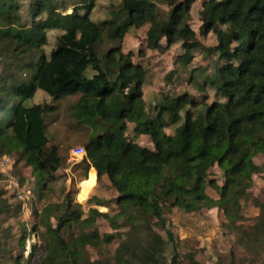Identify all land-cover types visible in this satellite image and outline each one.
<instances>
[{
	"label": "trees",
	"instance_id": "obj_1",
	"mask_svg": "<svg viewBox=\"0 0 264 264\" xmlns=\"http://www.w3.org/2000/svg\"><path fill=\"white\" fill-rule=\"evenodd\" d=\"M96 1L80 0L64 14L61 10L68 6L58 0H0V154L15 155L14 167L23 162L31 169L34 193L44 200L65 159L57 145L48 146L45 119L54 105L26 102L38 90L54 101L78 96L73 108L94 132L83 146L86 158L75 168L83 178L90 168L97 181L107 176L118 194L112 215L97 209H110V201L94 197L87 203L96 207L84 216L81 204L66 190L62 201L34 209L33 231L44 248L40 264H209L194 249L185 262L176 254L167 259V242L175 246L174 235L167 231L166 241L155 230L165 231L164 208L187 214L217 208L225 218L221 228L233 236L234 244L218 251L213 264H264V201L256 202L259 215L251 225L244 224L243 213L252 198L253 176L264 174V0H232L229 17L222 13L229 0L208 1L205 31L214 34L216 43L206 53L215 57L217 67L212 75L198 69L204 75L197 88L208 87L226 100L185 109L171 135L164 129L181 120L178 112L186 106V96L164 95L147 108L141 97L145 74L134 69L132 53L125 55L121 45L125 34L144 27L149 36L161 33L168 46L181 42L184 53L176 63L187 68L193 46L185 40L195 32L185 8L192 0H120L100 22L90 17ZM231 22L239 29L220 28ZM52 30L61 33L45 53ZM108 43L113 45L99 52ZM22 74L26 79H20ZM196 106L193 102L192 108ZM143 134L153 149L136 143ZM259 155L261 164L255 163ZM214 166L224 180L220 186L208 179ZM207 186L217 199L207 195ZM19 207L4 204V216L15 217ZM101 221L112 232L100 234ZM2 234L0 253L8 257L0 256V264L5 258L19 264L25 227L19 238L9 227ZM112 242L114 249L105 250ZM15 246L21 248L18 256H13ZM87 247L97 250V259L89 257ZM34 252L35 247L30 256Z\"/></svg>",
	"mask_w": 264,
	"mask_h": 264
},
{
	"label": "rangeland",
	"instance_id": "obj_2",
	"mask_svg": "<svg viewBox=\"0 0 264 264\" xmlns=\"http://www.w3.org/2000/svg\"><path fill=\"white\" fill-rule=\"evenodd\" d=\"M25 1V0H24ZM80 0H58V3H65L68 7H65L61 12L70 13L71 4H76ZM120 0H97L95 7L92 10L90 17L95 22H100L104 18H107L109 11L113 6H116ZM209 0H192L185 8V13L189 16V25L195 32L194 38H188L185 41L193 46L190 54L192 60L187 68L183 69L179 63H176V59L179 55L184 53L181 42L168 46L166 38L158 33L154 36H149L146 33V29L143 27L138 30H134L131 33L125 34L122 41V52L127 55L130 52L131 59L134 64V69L137 71L141 69L145 76L144 82L141 88V97L145 102L146 107H153L157 104L162 96H178L185 95L187 98L186 106L178 112L182 116L181 120L166 129V134H173L176 127H178L184 118V111L187 108L198 109L204 102L212 103L214 101L224 102L226 100L222 95L217 94L214 90L208 87L197 88V83H201V76L204 73L198 71V69H205L207 75H212L216 71L215 57L209 56L206 53V49L215 45V36L210 32L205 31V22L209 18V10L206 6ZM221 1V0H219ZM27 3V0L26 2ZM26 4H24L25 6ZM163 11H169L166 6H161ZM222 13L227 17L233 13V3L229 0V7H223ZM230 27L232 29H239L236 23H229L226 26H221V29ZM241 33L244 31L240 29ZM61 32L59 30H52L47 32V44L43 47L45 53H49L52 47L55 45L57 37ZM113 44H104L99 48V52L110 48ZM141 53V54H140ZM4 65L0 64V73L3 70ZM194 71L191 76V71ZM9 73V72H8ZM26 74L20 75V79H26ZM43 93V92H41ZM44 95H46L44 93ZM78 96H69L57 101L51 100L46 96H37L35 101L39 104L50 103L54 105V111L49 113L45 119L46 132L49 138V145H57L59 147V153L64 157L65 162L63 168L57 172V181L51 182L48 185V192L45 194V199L40 200L34 193L35 179L31 175V169L24 172V163L17 164L13 169V175L18 179L21 175H25L28 183L22 184L24 189L30 192L29 200L25 202L27 204L31 214H26L22 210V204L17 202L12 197L8 198L9 193L5 195L4 180L0 176V239L3 238L2 231L9 227L11 235L18 237L21 235L22 228L26 229V240L24 243V249L22 250V259L19 264H40V259L44 256V248L42 243L38 239V233L33 231L34 217L33 210L41 209L43 204L50 202L62 201L64 194L62 191L72 193L73 202L79 203L85 199L95 181L80 182V178H83L81 169L74 171L76 180L72 178L71 172L76 167V163L70 159V150L75 146H84L85 142L92 136L94 132L93 125L83 121L78 117L76 109L73 108ZM197 104L195 108H192V103ZM30 102H26L29 104ZM126 135L129 137L132 135V126L128 125ZM140 137V136H139ZM139 143L153 149L154 145L150 142L147 135L143 134V137L139 138ZM13 159H17L15 155L11 156ZM255 163H261L260 159L255 160ZM71 178V179H70ZM87 179V178H86ZM208 179H213L217 185H222L224 180L221 171L217 166H214L208 170ZM80 182V183H79ZM79 183V190H78ZM264 191V176L254 175L253 185L249 190L251 199L248 200L243 206L244 224L251 225L256 217L259 215V210L256 207V202L263 199ZM2 193V194H1ZM106 197H110V192H105ZM206 193L212 199H217V193L209 186L206 188ZM4 204L6 206L19 207V210L13 218L7 219L4 216ZM82 206V205H81ZM13 208V209H14ZM84 216L87 213V206L82 208ZM104 211V210H103ZM114 209L110 207L108 213L112 215ZM163 217L165 218L166 225L165 231L160 227H155V230L161 234V236L167 241V231L174 235V244L167 242L166 257L168 260L176 254L178 260H185V255L189 253L191 249L201 252L209 264H213L217 252L228 251L234 244L233 236L226 234L221 225L225 222V218L220 210H205L195 213H184L178 209L167 210L163 209ZM99 233L112 232L107 223L101 221L98 225ZM78 233L77 229L73 230ZM38 232L42 233L43 229L39 228ZM29 244V246H28ZM116 245V242H112L106 246L105 250L112 251ZM35 247V252L30 256L31 251ZM174 248L176 253H174ZM20 246H15L13 256L20 255ZM87 253L89 257L94 260L98 258L97 250L92 247H87ZM1 257H8L7 253L1 251ZM4 264H13V261H6ZM185 262V261H184Z\"/></svg>",
	"mask_w": 264,
	"mask_h": 264
},
{
	"label": "crops",
	"instance_id": "obj_3",
	"mask_svg": "<svg viewBox=\"0 0 264 264\" xmlns=\"http://www.w3.org/2000/svg\"><path fill=\"white\" fill-rule=\"evenodd\" d=\"M41 92L42 91H39L38 90L34 94L33 98L30 101V104H35V105L36 104H39V103H37L35 101V97H37V96H46V95H44V92L43 93H41ZM141 137H143V135H140V137L137 138L136 143H138L140 146H143V147L148 148L146 146V144L145 145H142L141 143H139V138H141ZM148 149H150V148H148ZM257 159H260L261 160V163H262L263 157L261 155H259L258 157H256L255 160H257ZM77 163H79V162H77ZM261 163H257V164H261ZM29 169L30 168L24 166V172H27V170H29ZM75 171H78V169L75 168ZM258 175H263L264 176V174H258ZM71 176H73L72 179L70 178L72 180V182H73V179L76 180V176H74V170H73V172H71ZM19 178H22L23 179V183L24 184H27L28 183V181L26 179H24L25 178V175H21V177H19ZM86 178H80L79 181L80 182L82 181V183L83 182H91L92 183V181H95V180L96 181H95V184L93 185V187L91 188V190L89 191V193L87 194V196L85 197V199H83L82 201H79V203L82 205V208H84L86 206H87V209H89L90 207H96L94 205H89L87 203V201L89 199L95 197V198H97L99 200L110 201V207L113 208L116 211V205H115V203L113 201L117 198L118 194L111 187V184H110V181H109L108 177L104 175V176H102L100 178L99 181H97V177H96L95 170L93 168H90L88 170V172H87V177ZM79 183H78V190H79ZM105 192H110V197H106V193ZM261 201H264V196H263V199L261 198ZM97 209L100 212H108L109 211V209L106 208V207H97ZM205 210H208L209 211V210H218V209L217 208H213V209H205Z\"/></svg>",
	"mask_w": 264,
	"mask_h": 264
},
{
	"label": "built area",
	"instance_id": "obj_4",
	"mask_svg": "<svg viewBox=\"0 0 264 264\" xmlns=\"http://www.w3.org/2000/svg\"><path fill=\"white\" fill-rule=\"evenodd\" d=\"M69 156L73 162L77 163L86 158V151L82 146H75L70 150ZM14 163V159L11 156L0 154V176L5 183L4 189L14 198V200L20 202L22 204V210L30 215L31 212L25 202L29 200L31 194L24 189L20 180L13 175Z\"/></svg>",
	"mask_w": 264,
	"mask_h": 264
}]
</instances>
